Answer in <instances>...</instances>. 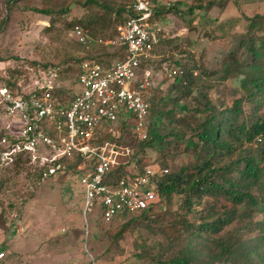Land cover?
Instances as JSON below:
<instances>
[{
  "label": "rangeland",
  "instance_id": "1",
  "mask_svg": "<svg viewBox=\"0 0 264 264\" xmlns=\"http://www.w3.org/2000/svg\"><path fill=\"white\" fill-rule=\"evenodd\" d=\"M96 1L99 5L85 0H0V88H7L10 81L25 84L45 65L58 64L69 79L78 60L85 55L100 57L108 52L107 58H111V46L101 42L83 50L71 37V26L78 24L101 41L114 39L115 25L123 17L121 7L126 0ZM156 5L159 11L151 17L150 25L156 43L145 70L150 75L149 119L162 140L141 146L138 154L143 165L157 162L170 173L192 161L195 140L192 129L205 113L194 109H201L206 101L222 109L240 98L238 123L264 115V101L257 105L248 102V94L240 87L239 79L245 75L240 65L249 63L250 57L238 48L241 38L262 35L258 17L256 26L247 29L255 14H264V0H158ZM61 7L67 10L59 12ZM33 8H50L55 13L43 15ZM221 22L224 24L220 27ZM229 50L235 52L232 54L235 62L222 78L219 61ZM178 65L185 72L187 67H193L191 76L187 74L192 79L190 92L185 95L183 85L174 84L172 71ZM212 71L215 73L211 76ZM9 122L10 117L0 115V131ZM149 138L139 139L128 129L123 142L138 148V142ZM242 146L263 165L258 145ZM235 155L230 158L235 159ZM36 164L28 159L18 160L0 171V248L7 249L0 251V263L87 264L92 259L93 264H164V259L177 255L178 243L183 238V218L196 225L200 221L198 216L207 214L211 208L215 211H220L221 206L226 208L223 196L209 191L195 198L197 202L184 214L185 194H171L161 200L147 220L137 216L105 223L92 220L86 227L80 217V201L70 195L77 183L70 180L69 174L56 178L55 173L52 178L38 179ZM240 167L229 165V178L239 180ZM248 191L257 201L264 200V187L257 185ZM52 192L53 203L43 202ZM45 202L51 207L49 210L45 209ZM248 210L250 216L233 223L242 227L238 231L231 224L213 234L197 232L190 246L195 259H190L189 264H263L264 229L260 228L263 215L256 206L237 207L238 213ZM246 221L250 223L244 225ZM231 231L241 235L252 255L236 252L230 256L234 263L211 259L210 255L217 250L215 240Z\"/></svg>",
  "mask_w": 264,
  "mask_h": 264
},
{
  "label": "built area",
  "instance_id": "2",
  "mask_svg": "<svg viewBox=\"0 0 264 264\" xmlns=\"http://www.w3.org/2000/svg\"><path fill=\"white\" fill-rule=\"evenodd\" d=\"M157 1L126 0L112 41L92 38L81 26L71 28L83 50L103 42L116 58L85 55L69 79L63 70L46 67L25 84L0 88V115L10 117L0 131V171L28 159L37 162L43 180L65 160L80 158L70 180L77 183L74 193L86 227L91 215L105 223L153 206L158 177L167 171L156 164L138 166L131 161L133 148L123 142L128 129L139 139L149 137L150 75L141 64L156 43L150 25ZM121 165H128L127 174Z\"/></svg>",
  "mask_w": 264,
  "mask_h": 264
},
{
  "label": "trees",
  "instance_id": "3",
  "mask_svg": "<svg viewBox=\"0 0 264 264\" xmlns=\"http://www.w3.org/2000/svg\"><path fill=\"white\" fill-rule=\"evenodd\" d=\"M85 2H93L95 5H99V3H96V0H85ZM157 3L158 1L156 4ZM157 7L159 6L155 5L153 12L154 15L159 11ZM124 9V7H121V11H124ZM32 10L43 15L55 13V11L50 8H33ZM66 10L67 7H61L58 9L59 12H65ZM254 16L256 17H253L250 20L247 31L256 26L255 18L258 17L261 19L260 29L262 35L260 37L248 35L247 38H241L238 41V48L244 49L250 57L249 63L240 65V67L245 69L243 70L245 75L239 79V82L241 89L244 93L248 94L246 97L248 102L257 105L264 101V14H255ZM223 24L224 22H221L219 23V26L221 27ZM75 25L81 26L78 24ZM73 26H71V28ZM90 36L95 38L92 35ZM78 47L82 49L80 45H78ZM91 47L94 48L95 45H91ZM105 53L103 52L102 54L104 55ZM234 53L229 50L226 55L225 52L224 55L226 56L223 55L219 61L222 78L227 76L226 74L235 62V58L232 57V54ZM117 55L118 53L116 51L110 53L111 58H116ZM80 60H78L77 63H79ZM146 64L147 60L141 64V68L146 69ZM57 65L58 64L45 65L41 68L57 67L58 69L63 70ZM178 66L179 67H174L172 71L175 78L174 84L183 85L181 86L184 89L182 94L185 95L190 92L192 79L187 77V74L188 76H191L193 67H187L188 72H185L182 65ZM214 73L215 71H212L211 76L214 75ZM6 85L9 89L17 87L16 83L12 81L7 82ZM174 86L172 88H176ZM240 102V98H237L232 102L230 107H224L221 109L206 101L202 104L201 109L195 108V112L200 113V111L203 110L205 113L202 120L192 129L194 131L193 136L195 139L192 144L194 152L192 155V161L180 166L175 172L167 173L166 171L158 177L156 183L158 199L153 206L141 209L139 212L133 214L121 213L111 220L113 221L126 217L133 218L134 216H137L142 220H147L155 207L160 205V202H162L161 200L163 198L168 199L171 194H185V201L182 206H184L185 209L184 214H187L190 212L193 202H197L195 198L198 199L204 193L209 191L221 194L227 201L226 208L222 209L221 206L220 211H215L211 208L207 214L198 216L200 221L196 225L192 222H187L186 218L181 220V233L183 238L182 242L178 243L179 248H177V255L164 259V261H162L164 264H189L190 259H195L194 251H191L190 246L194 237L198 236L196 235L197 232L201 233L206 231L209 234H213L220 231L224 226L231 224L232 228H235L236 231L240 230L242 227H239L236 224L233 225V223L238 220H243L251 214V210L238 213L237 207L241 204L256 206V208L258 207L259 212L263 215L260 228L264 229V200L260 202L257 201V199L248 191V189L253 186L259 185L261 188L264 187V161L263 165H259L256 159L252 156L251 151L247 147L242 146L245 143L258 145V150L260 151L259 160H264V115L251 118L248 121L243 120L241 123H238L237 114L241 111ZM159 114H161V112L156 115L158 116ZM157 119L158 118H156V121H158ZM149 127L150 131L148 134L151 138L142 140L140 141L141 143L138 142V148L133 147L131 161L136 162L138 166L143 165L141 163V157L138 154L140 153V150H142L141 146H149L153 141L158 143L162 140L159 135L155 134V130L153 129L155 127L152 123ZM1 133L2 132H0V135ZM255 148L257 147L255 146ZM233 154H236L235 159L230 158ZM80 160L81 159L78 157L69 161L65 160L61 165V169L56 171V178L67 176L68 174H76L78 171H75L74 166ZM150 164H156L159 168H165L157 162H152ZM229 165H241L242 176L239 180L229 178ZM119 168L122 169L124 174L129 172L128 165H121ZM54 175L55 174L50 175V177L52 178ZM36 177L38 179L41 178V171L37 172ZM68 185L69 182H67V186ZM70 195L75 196V198L80 201L77 192L74 193L72 191ZM192 198H194L193 201ZM93 221H100L97 215H94ZM249 223L250 221H246L244 225H248ZM235 232H228L225 237H218L215 240L214 247H216L217 250L212 252L214 254L210 255L211 259H218L223 262H233V260L230 259V256H233L236 252L247 257L252 255V249L246 247V245L244 246L241 235H237ZM181 233H179L178 236H181Z\"/></svg>",
  "mask_w": 264,
  "mask_h": 264
},
{
  "label": "crops",
  "instance_id": "4",
  "mask_svg": "<svg viewBox=\"0 0 264 264\" xmlns=\"http://www.w3.org/2000/svg\"><path fill=\"white\" fill-rule=\"evenodd\" d=\"M54 198V194H53V192L52 193H49V194H47L46 196H45V198L43 199V202L44 201H48V203H49V205H51V203H53L52 202V199ZM55 199V198H54ZM55 203V202H54ZM51 207H49V206H47V203L45 202V209L46 210H49ZM81 217V216H80ZM92 220H93V218L91 217L87 222L89 223V222H92ZM82 223V222H81ZM88 226V225H87ZM83 229L85 230V228L83 227ZM84 230H83V232H84ZM85 233L87 234L88 232H86L85 231ZM0 251H4V252H6L7 251V249L6 248H4V247H1L0 248ZM91 259V258H90ZM0 264H3V263H0ZM8 264V263H7ZM87 264H93V261H92V259H91V261H90V263H88L87 262Z\"/></svg>",
  "mask_w": 264,
  "mask_h": 264
},
{
  "label": "clouds",
  "instance_id": "5",
  "mask_svg": "<svg viewBox=\"0 0 264 264\" xmlns=\"http://www.w3.org/2000/svg\"><path fill=\"white\" fill-rule=\"evenodd\" d=\"M50 177V176H49Z\"/></svg>",
  "mask_w": 264,
  "mask_h": 264
}]
</instances>
